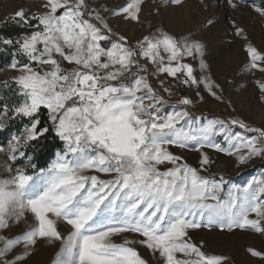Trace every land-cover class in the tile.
Masks as SVG:
<instances>
[{
	"label": "snow or ice",
	"instance_id": "1",
	"mask_svg": "<svg viewBox=\"0 0 264 264\" xmlns=\"http://www.w3.org/2000/svg\"><path fill=\"white\" fill-rule=\"evenodd\" d=\"M251 10L264 19V0ZM142 11L143 0H40L0 21L10 53L0 72L12 73L0 79V264H33L44 245L59 249L51 264H233L195 230L264 237V178L237 186L211 174L207 151L264 159V126L197 115L209 100L236 111L214 71L219 50L163 24L133 42L112 24L141 23ZM233 27L264 100V47ZM50 139L58 150L45 156Z\"/></svg>",
	"mask_w": 264,
	"mask_h": 264
},
{
	"label": "rangeland",
	"instance_id": "2",
	"mask_svg": "<svg viewBox=\"0 0 264 264\" xmlns=\"http://www.w3.org/2000/svg\"><path fill=\"white\" fill-rule=\"evenodd\" d=\"M103 4L108 3L115 6L124 3V0H97ZM161 0H143V11L141 23L118 22L112 20L117 31L124 33L129 40L135 41L146 33L149 25L155 28L163 24L177 34L186 32L193 33L198 39L204 40L209 46L219 50L217 66L214 67L216 78L223 86L225 101L231 100L236 111L230 112L225 104L214 100L206 101L203 105L197 104L194 112L204 116H242L253 126H264V100L259 98L254 81L258 73L247 72L242 68L245 56L241 50L243 41L234 36L233 22L243 28L248 37L258 47H264V19L252 11V6L259 5L258 0H249L247 6L241 5L233 10L226 0H181L180 5L172 4L168 8H161L160 14L155 15L154 6L160 4ZM40 0H0V21L7 19L21 7L26 10L36 11ZM215 20L212 27L205 26L200 31L201 25L209 18ZM0 67H6L10 61V53H1ZM9 56V60L4 59ZM11 72H0V79ZM227 78L228 82H225ZM215 142L227 147L221 134L217 133ZM214 164L211 174L224 176L237 186H244L254 181L258 182L264 178V159L254 157L247 164L239 165L223 153H216L212 149L207 150ZM187 162L196 166L199 161V152L188 149L184 152ZM3 157H0L2 160ZM54 159V158H53ZM207 174V173H205ZM194 239L206 241L208 247L215 253H223L232 258L233 264H264V259L253 257L247 251L249 248L256 250L264 249V237L249 230H237L234 234H222L208 229H198L194 232ZM49 246H41L33 264H51L56 258V252Z\"/></svg>",
	"mask_w": 264,
	"mask_h": 264
},
{
	"label": "trees",
	"instance_id": "3",
	"mask_svg": "<svg viewBox=\"0 0 264 264\" xmlns=\"http://www.w3.org/2000/svg\"><path fill=\"white\" fill-rule=\"evenodd\" d=\"M259 1V5L261 4V0H258ZM2 52V54H4L5 53V51H3V50H1ZM5 61H7V60H9V56H7L5 59H4ZM8 62V61H7ZM3 138H0V140H2ZM48 143V147H46L45 149H44V152H43V154L45 155V156H47V154H48V152L49 151H52L53 153L55 152V151H57L58 149L55 147V142H53L51 139L47 142ZM54 158V156H52V157H48V162L50 163L51 162V160ZM37 163L38 164H41L42 166H46V165H44L43 164V161H40V160H38L37 161Z\"/></svg>",
	"mask_w": 264,
	"mask_h": 264
}]
</instances>
